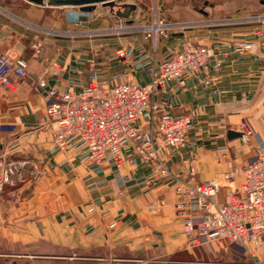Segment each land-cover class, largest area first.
Returning <instances> with one entry per match:
<instances>
[{"label": "crops", "instance_id": "0c3cea01", "mask_svg": "<svg viewBox=\"0 0 264 264\" xmlns=\"http://www.w3.org/2000/svg\"><path fill=\"white\" fill-rule=\"evenodd\" d=\"M144 1L118 3V14L129 9L123 5H135L127 17L120 16L134 23V16H143ZM151 1L155 19L175 25L156 38L148 37L147 26L129 23L109 28L100 24L97 33L73 40L64 36V29L49 26L51 18L43 9L7 7L0 1L1 47L27 60L29 72L27 79L12 75L10 87L0 84V157L6 166L18 163L20 170L0 191V235L28 248L3 255L15 258H5L3 264H254L237 247L190 244L172 185L146 188L156 167L141 160L133 143L123 149L120 166L109 157L92 164L79 138L62 150L51 131L41 126L49 89L80 93L94 82L144 86L159 61L196 43L210 51L208 70L167 81L152 96L156 113L148 110L136 126L146 139L154 138L173 173L185 175L189 161H194L199 183L226 184L230 148L237 162L249 152L241 139L228 138L229 130L244 132L243 121L252 132L248 140L254 154L247 161L257 148H264V4L214 0L196 9L180 0ZM16 19L59 34L42 36V54L34 58L32 46L38 37L18 32ZM120 28L129 34H106ZM243 43L251 48L240 54L235 49ZM162 113L193 116L194 129L184 148L163 146L157 127ZM223 145L228 152L220 151ZM4 223L14 226L5 229ZM257 260L264 263V254Z\"/></svg>", "mask_w": 264, "mask_h": 264}, {"label": "built area", "instance_id": "2783aa9c", "mask_svg": "<svg viewBox=\"0 0 264 264\" xmlns=\"http://www.w3.org/2000/svg\"><path fill=\"white\" fill-rule=\"evenodd\" d=\"M3 11L0 7V13ZM155 24L160 25L157 31L153 28ZM171 26L175 25L156 20L146 31L148 37L156 38ZM47 34L59 33L49 29ZM1 43L0 40V84L10 87L12 75L18 79L29 77L28 62L4 51ZM250 48L249 43H243L235 51L241 54ZM32 51L34 58L40 57L43 51L41 40L33 44ZM210 60V51L205 46L187 43L170 57L159 61L151 82L144 86L133 82L115 85L94 82L80 93L51 88L48 90L46 119L41 126L51 131L55 145L62 150L72 138H79L87 148L92 164H100L109 157L120 166L124 161L123 149L133 143L141 160L156 167L154 177L145 182L146 188L156 184L172 185L179 198L177 212L190 244L227 240L242 246L254 264H264L257 260L259 251L264 249V148H257L252 159L244 164L236 165L233 160H227L226 184L199 183L195 181L197 169L194 161H189L185 175L173 173L161 158L154 138L146 139L142 129L136 126L138 119L148 110L154 113L158 110L151 99L160 87L167 81L181 80L186 74H203L208 70ZM38 85L46 87L44 81ZM241 126L247 137L252 135L245 121ZM157 127L165 148L181 149L194 129V120L191 114L162 113L157 118ZM219 149L228 152L226 145ZM16 169V163L6 166L0 157V191L3 185L12 183ZM238 178L241 180L236 185ZM222 188L225 189L223 196L220 194ZM92 211L93 208L89 209Z\"/></svg>", "mask_w": 264, "mask_h": 264}, {"label": "rangeland", "instance_id": "374dc122", "mask_svg": "<svg viewBox=\"0 0 264 264\" xmlns=\"http://www.w3.org/2000/svg\"><path fill=\"white\" fill-rule=\"evenodd\" d=\"M4 5L8 6H16V7H28V6H34L37 9H43L44 10V16L47 18H51V22H50V27H53L54 29H64L65 30V34L64 35L66 38H68L69 40H73L78 38V36L81 35H85L88 36L90 35V33L92 34V32L97 29L95 27H97V25H106L108 28L109 27H113V26H118L120 24L129 27V23L131 24H137V25H143V26H147L150 27L151 25L154 24L153 20L155 19L154 16V5L152 3L151 0H146L144 1L145 4H140L142 7V11L144 10V12H142L143 16H134V23L128 21L127 19L124 20L123 18H121L118 15V11H119V6L117 7H102L99 6L98 8H96L93 12H80L78 8H74V7H65V8H55V7H40L38 5L32 4L26 0H0ZM124 1L127 0H121L118 1L117 3H122ZM130 1V0H129ZM155 1V0H153ZM170 0H164V3H170ZM205 1H214V0H180L181 3L183 4H190L191 6H193L196 9H205V5L204 2ZM156 2V1H155ZM7 13V12H6ZM122 13V11L120 12ZM135 15V14H134ZM130 19V18H129ZM156 20V19H155ZM16 23L20 24V27H17L18 32H29L34 34L35 36L38 37V40H41L42 36H46L48 35L47 32L50 28H48V26H41L39 24H29V23H23L22 21H18V19H16ZM60 31V30H59ZM67 31V32H66ZM97 33V32H95ZM61 34V33H60ZM106 34H113V35H126L129 34L128 30H124V31H120V30H109L106 31ZM50 36V35H49ZM41 38V39H40ZM42 41V40H41ZM251 130V129H249ZM241 146L246 148V151L248 150L249 152L246 153L245 157L242 156V159H240L239 162L236 161L234 154H232L231 152V148H230V157L228 160H233L234 163L237 165L242 164L244 162H246L253 154V150H252V144H251V140L247 141H241ZM229 150V149H228ZM17 165V169L14 173V176L19 175L18 173V163H16ZM20 171V170H19ZM17 181V180H16ZM23 181H21L19 184H21ZM17 184V183H16ZM225 193V189L222 188L220 190V194ZM14 225L9 224V223H4L3 227L9 228V227H13ZM17 227V226H16ZM212 245L215 247H219V248H223V249H230L232 247H237L241 250L244 251L243 247L238 245V244H234L231 243L227 240H222L220 242H212ZM28 248L27 246L23 245L20 241L18 240H8L5 237H3L2 235H0V264H3V259H10V260H14L15 258L12 256H3L6 254H11V253H19V252H23V251H27ZM245 252V251H244ZM264 254V249L259 251L258 253V257L257 259L260 258V256ZM252 257L247 256L246 260L250 261ZM253 259V258H252Z\"/></svg>", "mask_w": 264, "mask_h": 264}, {"label": "water", "instance_id": "95a60500", "mask_svg": "<svg viewBox=\"0 0 264 264\" xmlns=\"http://www.w3.org/2000/svg\"><path fill=\"white\" fill-rule=\"evenodd\" d=\"M32 4L38 5L40 7H55V8H65V7H75L79 8L81 12H93L97 6L102 5L104 7H115L119 6L118 1L121 0H26ZM264 4V0H260ZM208 1L205 3V5H208ZM128 6V10L125 11V13H119V16L127 17L129 13L135 9V5H123ZM228 138L230 140L239 138L242 141H247L248 137L245 132L243 131H235V130H229L228 131Z\"/></svg>", "mask_w": 264, "mask_h": 264}, {"label": "bare ground", "instance_id": "6f19581e", "mask_svg": "<svg viewBox=\"0 0 264 264\" xmlns=\"http://www.w3.org/2000/svg\"><path fill=\"white\" fill-rule=\"evenodd\" d=\"M153 28H154L155 31H157V30L160 28V25H159V24H155V25L153 26Z\"/></svg>", "mask_w": 264, "mask_h": 264}]
</instances>
